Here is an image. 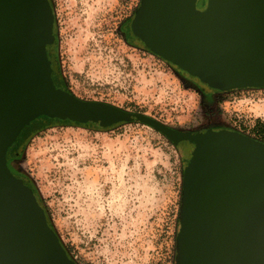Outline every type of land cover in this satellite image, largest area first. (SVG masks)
<instances>
[{"label":"water","instance_id":"95a60500","mask_svg":"<svg viewBox=\"0 0 264 264\" xmlns=\"http://www.w3.org/2000/svg\"><path fill=\"white\" fill-rule=\"evenodd\" d=\"M140 0L134 35L213 92L264 88V0ZM49 0H0V264H77L47 223L38 196L6 154L40 116L108 131L142 124L182 161L174 264H264V143L222 127L171 129L143 113L56 88ZM53 65V67H52Z\"/></svg>","mask_w":264,"mask_h":264},{"label":"rangeland","instance_id":"374dc122","mask_svg":"<svg viewBox=\"0 0 264 264\" xmlns=\"http://www.w3.org/2000/svg\"><path fill=\"white\" fill-rule=\"evenodd\" d=\"M49 1L55 69L77 98L181 132L222 127L255 137L254 126L264 124V88L214 92L206 101L198 91L206 86L127 37L140 0ZM43 123L36 118L22 135ZM19 160L74 262L174 264L183 167L162 134L137 123L104 132L55 123L27 139Z\"/></svg>","mask_w":264,"mask_h":264},{"label":"trees","instance_id":"16d2710c","mask_svg":"<svg viewBox=\"0 0 264 264\" xmlns=\"http://www.w3.org/2000/svg\"><path fill=\"white\" fill-rule=\"evenodd\" d=\"M132 20V19H131ZM131 20H130V22H131ZM130 30H131V36H132V38L133 39H135V40H137V41H139L140 43H142L135 35H134V33H133V30H132V27H131V24H130ZM126 41H129L127 38H126ZM143 44V43H142ZM130 45H132V44H130ZM133 46V45H132ZM143 46H144V48H145V50L146 51H148V52H150L151 54H153L144 44H143ZM50 51V50H49ZM49 51H47V56H49ZM154 55V54H153ZM49 58V57H48ZM175 67V66H174ZM176 69H177V71H179V72H181V74H186V75H189L188 73H186V72H184V71H182V70H180L179 68H177V67H175ZM190 76V75H189ZM191 77H193V76H191ZM184 78V77H183ZM195 78V77H194ZM196 80H197V84H200V85H202V86H207L206 84H204V83H202L199 79H197V78H195ZM60 84V83H59ZM58 84V86H55L56 88H59V89H61V87H62V85L60 84L59 85ZM61 90H63V91H66V92H69V93H71L68 89H61ZM200 93L203 91L202 89H199L198 90ZM72 94V93H71ZM43 119H44V123H43V125L39 128V129H36V130H34V131H29V132H26V133H24L23 135H22V133H20L19 135H18V137H17V139H16V141L8 148V151H7V154H6V158H7V162H8V164H9V162L10 161H13L14 160V156H15V154H16V152H18V150H19V148H20V146H21V144H22V142L24 141V140H27V139H29L30 138V136L33 134V133H35V132H37V131H41V130H44V129H47V128H50V127H52V126H54V124L55 123H59V124H63V125H66V126H71V124L69 123V122H67V121H60V120H58V119H55V118H48V117H46V116H41ZM74 126H76V127H81V126H79L77 123H75L74 124ZM84 128H90V127H84ZM254 131H255V133L257 134L255 137H252V138H254V139H256V140H259L260 142H263L264 143V124H256L255 126H254ZM22 132V131H21ZM179 208H180V206H179ZM178 216H179V212H178ZM46 218H47V223H48V225L50 226V228H52L53 230H54V228L52 227V225H51V223H50V221H49V217L47 216V214H46ZM176 222H177V224H178V217H177V220H176ZM54 232H55V230H54ZM56 233V232H55ZM57 235V234H56ZM59 238V237H58ZM59 241H60V243H61V245L63 246V244H62V242H61V240L59 239ZM64 247V246H63Z\"/></svg>","mask_w":264,"mask_h":264},{"label":"flooded vegetation","instance_id":"af4514ba","mask_svg":"<svg viewBox=\"0 0 264 264\" xmlns=\"http://www.w3.org/2000/svg\"><path fill=\"white\" fill-rule=\"evenodd\" d=\"M204 7H205V4L202 5V8H204ZM125 26H126V35H127V37H132V36H131V30H130V24L125 25ZM48 57H49L50 60L53 61L54 58H53V53H52L51 49H50V51H49V56H48ZM52 63H54V61H53ZM52 67H53V65H52ZM55 70H56V69H55ZM178 73L181 74V72H179V71H178ZM183 75H184V77H185L188 81H190V82H192V83H194V84H197V80H196L194 77H191V76L186 75V74H184V73H183ZM51 78H52L53 84H54L55 86L57 85V83H60V84L62 85L61 89H65V87H64V85H63L62 76H61V73H60L59 71H57V70H56V71H53V72L51 73ZM200 94H201V96L203 97L204 100L208 101V100L210 99V97L212 96V94H214V92H213V91H209V90H208V87L206 86V89H204ZM253 139H254V138H253ZM255 140H256V139H255ZM26 141H27V140H24V141L22 142V144H21V146H20L18 152H16V154H15V156H14V160L9 162L8 167H9L10 171L12 172V174H13L16 178L21 179L22 182H23V184L26 185L27 187H29V188L32 190L33 194H34L35 196H37L36 191H35V189H34L32 183H31L30 179H29L28 176H27V175H26V174H25L20 168H18V166H17V164H18L19 161H20V160H19V154H20V152L22 151L23 147L25 146ZM257 141H259V140H257Z\"/></svg>","mask_w":264,"mask_h":264}]
</instances>
